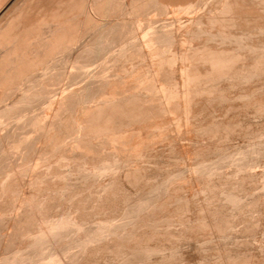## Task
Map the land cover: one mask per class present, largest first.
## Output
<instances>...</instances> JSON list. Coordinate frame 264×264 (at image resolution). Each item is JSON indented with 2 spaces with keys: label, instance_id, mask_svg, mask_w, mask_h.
I'll return each mask as SVG.
<instances>
[{
  "label": "bare ground",
  "instance_id": "obj_1",
  "mask_svg": "<svg viewBox=\"0 0 264 264\" xmlns=\"http://www.w3.org/2000/svg\"><path fill=\"white\" fill-rule=\"evenodd\" d=\"M21 1L0 264H264V0Z\"/></svg>",
  "mask_w": 264,
  "mask_h": 264
},
{
  "label": "rangeland",
  "instance_id": "obj_2",
  "mask_svg": "<svg viewBox=\"0 0 264 264\" xmlns=\"http://www.w3.org/2000/svg\"><path fill=\"white\" fill-rule=\"evenodd\" d=\"M24 1L25 0H22L19 4H18V6H20V5H22L23 3H24ZM18 10V7L13 11L15 14L18 12L17 11ZM13 13V14H14ZM7 49V47H2L1 49H0V53L1 52H4L5 50ZM116 48H113L110 52H108L105 56V58H107L108 56H109V53H112L114 50H115ZM97 64H98V66L97 67H99L100 68V65H101V61H98V62H96ZM99 63H100V65H99ZM93 67H95V65H93L91 68L93 69ZM98 69V68H97ZM93 70H95V69H93ZM41 71H44V70H40V77L41 78H43V73H41ZM53 72V71H52ZM68 82V79H62V81H61V83H60V85L61 86H64L66 83ZM18 130H20V129H18ZM29 134H31V133H29ZM15 158H19V157H15ZM14 158V159H15ZM19 161H20V158H19ZM263 167H261V166H257L255 169H257V170H259V169H262ZM186 249V250H185ZM192 248L190 247V246H184V248H183V252H184V254L185 255H189L190 253H192V251L193 250H191ZM186 252V253H185ZM189 252V253H188Z\"/></svg>",
  "mask_w": 264,
  "mask_h": 264
}]
</instances>
